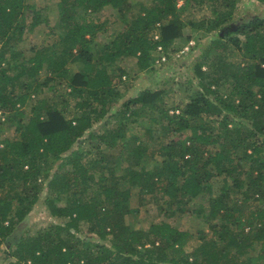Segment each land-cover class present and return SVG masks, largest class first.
I'll return each instance as SVG.
<instances>
[{
    "label": "trees",
    "instance_id": "trees-1",
    "mask_svg": "<svg viewBox=\"0 0 264 264\" xmlns=\"http://www.w3.org/2000/svg\"><path fill=\"white\" fill-rule=\"evenodd\" d=\"M180 1L151 0L128 16L134 9L131 0H58L59 36L20 49L15 43L26 29L48 18L35 1L0 0V107L17 120L15 137L4 138L0 147V248L5 243L15 257L8 264H264V204L254 203L256 194L264 196V15L233 21L238 0ZM202 3L210 4L214 14L206 22L182 17L187 6ZM107 5L122 13L124 24L111 40L98 42L101 23L86 12ZM187 23L218 30L195 65L200 90L179 112L168 114L161 106L162 91L147 88L109 113L107 105L122 96L117 85L125 71L122 62L135 56L139 69L151 67L161 55L158 45L165 53L173 50ZM229 45L242 54L234 69L206 71L204 62H223ZM72 62L79 63L77 69ZM222 82L232 83L225 96ZM45 91H61L60 104L42 95ZM72 104L78 111L71 114L67 108ZM157 109L160 115L151 116L146 137L132 144L127 139L130 123L144 110ZM106 114L117 118L114 127L93 131L94 122ZM156 123L170 137L153 147ZM93 140L96 154L90 147ZM102 143L119 146L121 152H106ZM155 153L161 162L149 166ZM51 157H63L61 166L67 167L56 169L49 179L47 206L67 220L34 234H17V223L43 189ZM217 175L225 183L211 199L207 218L219 221L211 222V235L200 233L201 242L189 249L193 231L156 218L185 210L186 197L211 192ZM17 182L21 191H12ZM133 186H139L140 194L170 198L146 228L140 225V208L131 204ZM233 188L243 197L231 195ZM64 192L66 203L59 204ZM81 221L89 224L84 236L76 232ZM255 240L260 246L251 253Z\"/></svg>",
    "mask_w": 264,
    "mask_h": 264
},
{
    "label": "rangeland",
    "instance_id": "rangeland-1",
    "mask_svg": "<svg viewBox=\"0 0 264 264\" xmlns=\"http://www.w3.org/2000/svg\"><path fill=\"white\" fill-rule=\"evenodd\" d=\"M42 8L44 15L47 16L48 20L40 23L32 30L26 29L24 36L21 40H18L15 43L16 48H23L25 46H30L31 44L39 45L41 43H51L58 35L59 32V14L57 1L58 0H32ZM133 4L132 10L126 12L130 16L134 11L138 10L141 4H150L151 0H131ZM183 1H180V4ZM187 9L182 11V17L185 20H195L197 23L205 19V22L210 17H212L213 10L212 6L208 3H202L195 6H187ZM233 21H238L243 18H249L254 14L264 15V0H238L236 10L234 12ZM86 15L89 18H93L102 26V28L97 32L95 39L98 42H104L111 40L115 33L118 32L124 24V18L122 13L118 12L116 9L112 8L110 5L104 6L97 11H87ZM218 36V30L209 31L205 28H200L187 23L184 28V34L177 38L175 42V48L166 52L167 59L159 61L160 56H156V59L153 65L147 69H139L137 67L135 56H129L130 58L122 62L123 68L125 69L124 73L121 74L118 78L117 85L122 92V96L109 103L108 111L109 113L115 112L118 110L123 102L144 89H159L162 91V107H165L168 114L179 112L182 106L197 92L200 90V78L195 70V65L198 61L201 60V53L205 47L209 44L211 40ZM193 40L192 43L190 41ZM190 43V48L188 50L182 51L184 47ZM242 57V54L234 48L233 45H229L224 50L223 62L217 63L214 60L207 59L204 62L203 67L208 72L217 73L216 69H221L220 67H229L233 63L238 62ZM70 66L73 69H77L79 66L78 62L70 63ZM227 68V67H226ZM45 71L41 73V77H44ZM220 91L224 94H227L232 87V83H220ZM217 87V86H216ZM228 89V90H227ZM63 91V90H61ZM61 91H45L42 95L48 96L51 101L58 102L60 104L59 94ZM233 99L237 103L239 101V95H233ZM100 107V106H99ZM139 107V106H137ZM160 107V106H159ZM161 107V108H162ZM68 110L71 111V114L78 111V108L74 104L70 105ZM26 115L29 114V107L26 108ZM160 109H157L155 112L144 110L140 115L136 116V121L130 123V129L127 133V139H130L132 144L137 143V138L144 139L146 137V126L148 121L152 118V115H160ZM164 114V113H163ZM217 116L218 114H214ZM106 114L104 117H99L91 129L98 132H106L108 129L114 127L117 122V118L109 119ZM219 115V118H222ZM163 119L162 123H167V117L161 116ZM206 119H212L210 116L205 115ZM27 116L24 117L26 119ZM217 118V119H219ZM236 120L241 121L243 118L234 117ZM246 121V119H244ZM243 120V121H244ZM232 125V123L230 124ZM16 126L17 120L13 119L12 112H4V117L0 116V147L2 146L3 139L6 137H15L16 135ZM155 129L152 131L153 138H150L151 145L157 147L158 143L166 142L170 135L166 133L165 127L162 125L158 126L155 124ZM159 130H156V129ZM157 131V132H156ZM159 131H161L160 137H157ZM149 138V137H148ZM92 141L90 147L93 150V153L96 154V147ZM87 146V144H86ZM102 147L106 152L114 153L117 156L121 152V149L118 147L106 146L102 143ZM153 148H150L148 153L152 152ZM90 156H95L89 153ZM150 155V154H149ZM162 157L155 153L154 157L149 158L148 165L157 164L161 162ZM48 164L46 165L45 171L47 169V176L43 177L42 184L43 189L39 193L38 200L31 206L30 210L26 213L25 217L17 223V234H34L37 229L42 226H45L52 222L64 223L67 218L59 217L51 213L47 206L46 198L50 190H48V181L52 177L54 171L60 167H67L66 165L61 166L63 162L62 158H50L48 159ZM126 160V159H125ZM143 162V160H142ZM141 162V164H142ZM127 164V161L123 162L124 165ZM227 179V177H226ZM228 180V179H227ZM231 180V178H229ZM225 177L223 175H217L212 178L213 190L211 192H204L195 197H186L187 206L185 210H177L175 214L168 215L166 213H161L156 219H165L171 221L176 226L182 229H189L193 231L196 236L192 238L188 243V248L193 249L200 242L199 235L200 233L212 234L211 222L219 221V218L209 220L207 215L210 212L211 199L220 193V187L225 182ZM127 181H122L124 186L129 185ZM229 182V181H228ZM22 185L20 182H17L13 186L12 191H21ZM57 192V191H56ZM54 193V192H53ZM231 195L235 197H243V192L240 189L233 188L231 190ZM67 194L61 193L60 197L57 198L59 204L66 203ZM257 203L264 204V196L255 195ZM164 201H170V198L164 194L158 193H139V186L132 187V197L131 204L140 208V225L142 227H148L150 220L154 219V215L158 212L159 206ZM175 206V205H174ZM167 207V206H166ZM176 207V206H175ZM88 222L81 221L80 229L77 232V235L84 236L88 234ZM110 237V236H109ZM95 238L98 237L95 235ZM260 242L255 240L252 248L250 249L251 253H256L259 249ZM15 257L8 254L6 249V244L3 243L0 248V264H8L11 260H14Z\"/></svg>",
    "mask_w": 264,
    "mask_h": 264
},
{
    "label": "built area",
    "instance_id": "built-area-1",
    "mask_svg": "<svg viewBox=\"0 0 264 264\" xmlns=\"http://www.w3.org/2000/svg\"><path fill=\"white\" fill-rule=\"evenodd\" d=\"M156 37H158V34H156ZM193 40L190 41V43H192ZM190 43L187 44L184 49H182V51H185V50H188L190 48ZM158 50L161 51V55H160V60L159 61H162V60H166L167 59V55L166 53L163 51L164 48L162 45H158ZM0 116L4 117V111L3 109L0 107Z\"/></svg>",
    "mask_w": 264,
    "mask_h": 264
},
{
    "label": "crops",
    "instance_id": "crops-1",
    "mask_svg": "<svg viewBox=\"0 0 264 264\" xmlns=\"http://www.w3.org/2000/svg\"><path fill=\"white\" fill-rule=\"evenodd\" d=\"M134 58H135V59H136V61H137V58H136V57H134ZM126 60H127V59H126ZM126 60H125V61H126ZM125 61H124V62H125Z\"/></svg>",
    "mask_w": 264,
    "mask_h": 264
}]
</instances>
